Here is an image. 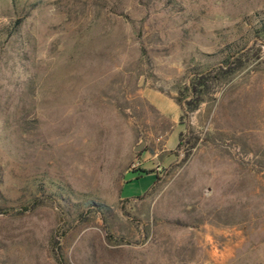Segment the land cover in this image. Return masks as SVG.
Listing matches in <instances>:
<instances>
[{
  "label": "rangeland",
  "instance_id": "obj_1",
  "mask_svg": "<svg viewBox=\"0 0 264 264\" xmlns=\"http://www.w3.org/2000/svg\"><path fill=\"white\" fill-rule=\"evenodd\" d=\"M262 23L264 0H0V264L58 247L67 264H264ZM241 47L183 114L191 74ZM136 161L152 172L124 181Z\"/></svg>",
  "mask_w": 264,
  "mask_h": 264
},
{
  "label": "trees",
  "instance_id": "obj_2",
  "mask_svg": "<svg viewBox=\"0 0 264 264\" xmlns=\"http://www.w3.org/2000/svg\"><path fill=\"white\" fill-rule=\"evenodd\" d=\"M255 32L264 36V23H262ZM248 51L249 49H247L246 47H241L239 49H236L232 53L225 55L218 65L211 66L210 68L203 71L193 72L189 79H187V81L184 83L183 96L175 98L183 114L194 111L203 101L205 94L209 92L211 86L216 81L220 80L221 78L230 76L238 68H240L243 65L242 58L247 55ZM181 136L182 133H179L177 148H179L182 144ZM146 170L148 174L152 172L150 169ZM156 178L157 176L155 177V179ZM96 205L98 206V212L102 213L104 209H107L106 207L100 206V204ZM53 242L54 244H56L58 240L54 238ZM54 250V258L57 264H67L63 258L61 247H58Z\"/></svg>",
  "mask_w": 264,
  "mask_h": 264
},
{
  "label": "water",
  "instance_id": "obj_3",
  "mask_svg": "<svg viewBox=\"0 0 264 264\" xmlns=\"http://www.w3.org/2000/svg\"><path fill=\"white\" fill-rule=\"evenodd\" d=\"M143 143H141L138 148H140L142 146ZM148 174L147 170L144 168H136V169H130L128 170L124 176H123V180L124 181H129L131 179L134 178H138L140 176L146 175Z\"/></svg>",
  "mask_w": 264,
  "mask_h": 264
},
{
  "label": "built area",
  "instance_id": "obj_4",
  "mask_svg": "<svg viewBox=\"0 0 264 264\" xmlns=\"http://www.w3.org/2000/svg\"><path fill=\"white\" fill-rule=\"evenodd\" d=\"M140 166V162L139 161H136V162H134V163H132V165H131V169H136V168H138ZM159 169V168H158Z\"/></svg>",
  "mask_w": 264,
  "mask_h": 264
}]
</instances>
